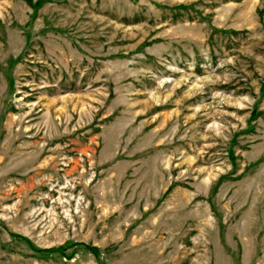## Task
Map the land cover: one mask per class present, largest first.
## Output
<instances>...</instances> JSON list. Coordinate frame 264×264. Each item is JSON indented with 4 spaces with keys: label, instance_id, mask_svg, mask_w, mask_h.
I'll return each mask as SVG.
<instances>
[{
    "label": "rangeland",
    "instance_id": "rangeland-1",
    "mask_svg": "<svg viewBox=\"0 0 264 264\" xmlns=\"http://www.w3.org/2000/svg\"><path fill=\"white\" fill-rule=\"evenodd\" d=\"M0 264H264V0H0Z\"/></svg>",
    "mask_w": 264,
    "mask_h": 264
}]
</instances>
